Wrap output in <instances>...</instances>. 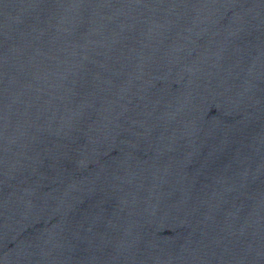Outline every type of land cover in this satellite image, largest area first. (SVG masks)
<instances>
[{
  "label": "water",
  "instance_id": "95a60500",
  "mask_svg": "<svg viewBox=\"0 0 264 264\" xmlns=\"http://www.w3.org/2000/svg\"><path fill=\"white\" fill-rule=\"evenodd\" d=\"M0 264H264V0H0Z\"/></svg>",
  "mask_w": 264,
  "mask_h": 264
}]
</instances>
